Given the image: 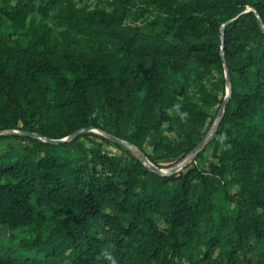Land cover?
Segmentation results:
<instances>
[{
	"label": "trees",
	"instance_id": "obj_1",
	"mask_svg": "<svg viewBox=\"0 0 264 264\" xmlns=\"http://www.w3.org/2000/svg\"><path fill=\"white\" fill-rule=\"evenodd\" d=\"M31 1L0 4V16L17 29ZM85 1L45 0V8L59 6L62 23H82L95 42L120 49V57L105 58L99 49L58 52L41 46L49 38L45 32L26 43H10L0 35V131L41 136L11 134L25 143L0 153V225L31 233L17 242L12 236L0 240V264H178L184 255L190 264H264V0H188L182 8L184 0H96L92 11ZM151 8L159 13L145 30L137 24ZM221 52L231 92L214 133L226 144L215 170L201 165V152L182 169L162 175L125 144L103 136L125 155L99 147L80 149V156L62 153L86 133L57 143L43 140L67 137L81 127L101 128L139 148L160 168L140 136L153 122L167 119L161 110L158 118L152 114L168 93L169 74L202 80L216 69L220 81L208 95L221 103L224 97L214 93L226 83ZM183 90L179 95L195 93ZM96 98L120 119L127 103L142 101L136 129L126 133L100 125L93 116ZM190 139L154 140L153 148L165 150L161 158L180 161L201 140ZM213 176L224 188L247 183L239 186L242 193L226 194L236 210L222 220L233 234L222 257L212 254L220 242L215 234L201 251L197 233L205 226H199L198 207L217 188ZM148 178L152 184L145 191L141 186ZM196 182L202 190L193 198ZM194 239L196 254L189 252Z\"/></svg>",
	"mask_w": 264,
	"mask_h": 264
},
{
	"label": "rangeland",
	"instance_id": "obj_2",
	"mask_svg": "<svg viewBox=\"0 0 264 264\" xmlns=\"http://www.w3.org/2000/svg\"><path fill=\"white\" fill-rule=\"evenodd\" d=\"M95 1L96 0H86L84 2L86 3V6H88V11H92ZM5 2L12 5L16 2V0H0V4H4ZM30 3L32 8L28 12L27 17L23 20L21 26L17 29H14L11 26V23L7 18L0 16V35L10 43H16L17 41L26 43L31 37L38 38L40 34L45 32L48 34L49 38L42 41L41 46H50L58 52L63 53L65 51H75L92 54L91 52L95 49H99L100 56L105 58H111L115 53L118 57H120V49L113 46L111 47L110 44L102 42V40H100L101 43L95 42V36L88 34L87 29L82 27V23H78L76 26H70L62 23V20L57 13L59 6L45 8V0H33ZM187 5L188 0H184L178 5V7L182 8ZM155 13H159V9L151 8L150 13L140 19V22L137 25L145 30H151L148 21L152 19ZM211 73L212 75L205 77L202 80L193 74L186 77L182 73H170L167 78L168 93L161 104V108H156L152 114L154 118H158L161 110V112L163 111L167 114V119L161 121L160 125L153 122L154 126L151 129L146 130L144 134L140 136L141 140H143L145 151L157 158V163L164 171L162 175L169 174L170 169L179 162L178 157L161 158V155L165 153V150H155V148H153V141L160 139L165 142L176 143L182 140L186 141L188 136L191 138L190 141H195L197 138L202 139L208 131L207 130L205 132V128L209 125V122L211 121L209 125L210 128L212 123L215 121L220 103L217 102L218 100L214 101L211 99L208 93L210 90L214 89L215 82L220 81V73L214 68ZM223 74L225 75V73ZM200 83H202V88L205 89V92L201 90V87L199 86ZM184 88L195 93L185 96L179 95V92L182 93ZM226 90V83L223 84V82H220L216 91H214L216 98L219 99L224 97ZM93 106V116L96 117L97 122H99L100 125L104 126L107 130H113L116 127H120L119 129H122L126 133H130L136 129L134 119L138 115L139 111L143 110L144 103L139 100L127 103L123 119L118 118L116 112L111 107L104 104L97 98L94 99ZM176 118L182 120L178 122ZM19 130L20 129H5L0 131V134H3V136L0 137V153L8 149L10 145L20 146L25 143V141L21 138H12L10 136L11 134H17L20 132ZM100 130L103 129L100 128ZM215 131L208 136V139L199 151L202 153V160L200 162L201 165L209 170H215L218 167L219 160L217 155L220 152L221 147H226V144H224L223 141L219 142L214 139ZM84 133H86V135L80 137L77 143L70 145V148L66 153H62L66 156H80L82 154L80 149L88 151L91 147H99L103 152L108 154L113 153L123 156L125 155V151L102 139L100 136L103 135L95 129H90L80 135ZM186 134L188 136L184 137ZM66 141H69V139ZM182 168L183 166L181 169ZM240 175V177H242V173H240ZM212 181L217 188L207 199L203 197V202H201L198 207V213L200 214L199 226L202 224H205V226H201L197 233H199L200 241L202 243L200 246L201 251H204V249L208 247L206 242L207 238L215 234V237H218L220 242L216 248L212 249V254L214 257H222L226 255L231 247V243L228 242V237H233L231 232L232 228H230L231 226H224L222 220L228 211L231 210L234 214L236 210L235 204L228 199L226 194L228 192L242 193L243 189H240L239 186L247 183H235L230 186L226 185L225 190L223 184L220 183L217 177L213 176ZM151 184V179L148 178L141 187L145 189V191H148ZM174 187L175 184L170 185L171 190H173ZM201 190L202 185L199 182H196L194 185L193 198L201 193ZM42 210L47 216L52 215L49 208L44 207ZM121 218H125V216H122ZM158 222L160 225L165 224L161 219H159ZM44 232L48 233V228L45 227ZM197 233L195 234V238L198 236ZM27 236H31V233L27 228L10 230L0 225V240L11 237L14 242H17L19 239ZM195 243L196 240L194 239L189 249V252L192 254L200 252V250L195 247ZM259 251H261V249H259ZM183 257L184 258L181 259L178 264H190L187 259V255H184Z\"/></svg>",
	"mask_w": 264,
	"mask_h": 264
},
{
	"label": "water",
	"instance_id": "obj_3",
	"mask_svg": "<svg viewBox=\"0 0 264 264\" xmlns=\"http://www.w3.org/2000/svg\"><path fill=\"white\" fill-rule=\"evenodd\" d=\"M226 23H224L222 25V27L225 25ZM221 59H222V64H223V68H224V77H225V80H226V85H227V90H226V94L222 100V102L220 103V106H219V109L217 111V116L215 118V121L212 123L211 127L208 129L207 133L204 135V137L197 143V145L185 156L183 157L178 163H176L171 169H170V172L169 174H172L176 171H178L179 169H181V167L187 165L189 162H191L195 156L198 154V152L200 151V149L203 147L204 143L206 142V140L208 139V136H210L217 128L222 116H223V113H224V110H225V106H226V103L229 99V96H230V92H231V86H230V75H229V71H228V65L226 63V60L224 58V54L223 52H221ZM90 129H95V130H100L98 128H95V127H81L77 130H75L73 133H71L69 136L66 137H63V138H59V139H51V138H44L43 140H46V141H50V142H60V141H66V140H70L74 137H77L79 136L81 133L85 132V131H88ZM20 132H18L17 134L19 135H29V136H33V137H37V138H40L41 139V136L38 135L37 133H34V132H29V131H23V130H19ZM101 135L105 136L106 138L114 141V142H117V143H122V144H125L126 146H128L132 151H134L139 157L140 159L143 161V163L148 166L151 170L157 172V173H160V174H163L164 171L162 168H159L157 167L156 165L150 163V161L148 160V158L143 154V152L137 148L136 146H134L133 144H131L130 142L126 141V140H123V139H120L106 131H103V130H100L99 132ZM167 174V175H169Z\"/></svg>",
	"mask_w": 264,
	"mask_h": 264
},
{
	"label": "bare ground",
	"instance_id": "obj_4",
	"mask_svg": "<svg viewBox=\"0 0 264 264\" xmlns=\"http://www.w3.org/2000/svg\"><path fill=\"white\" fill-rule=\"evenodd\" d=\"M97 132H100V130H96Z\"/></svg>",
	"mask_w": 264,
	"mask_h": 264
}]
</instances>
